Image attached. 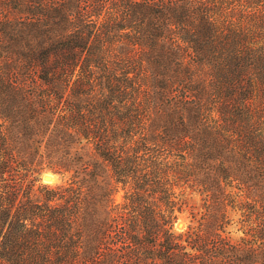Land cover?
I'll use <instances>...</instances> for the list:
<instances>
[{"label": "trees", "instance_id": "obj_1", "mask_svg": "<svg viewBox=\"0 0 264 264\" xmlns=\"http://www.w3.org/2000/svg\"><path fill=\"white\" fill-rule=\"evenodd\" d=\"M0 264H264V0H0Z\"/></svg>", "mask_w": 264, "mask_h": 264}, {"label": "rangeland", "instance_id": "obj_2", "mask_svg": "<svg viewBox=\"0 0 264 264\" xmlns=\"http://www.w3.org/2000/svg\"><path fill=\"white\" fill-rule=\"evenodd\" d=\"M46 173H49L51 175V179H46L44 177V174H46ZM39 181L41 183H48L50 185H54V184H56V183H58L60 181V175L47 170V171H44L43 173H41V179ZM121 193H122V190H120L116 194V199L117 200L121 198ZM175 226H176V228H179V229L183 228L184 219L182 217H179L178 220L175 222Z\"/></svg>", "mask_w": 264, "mask_h": 264}, {"label": "water", "instance_id": "obj_3", "mask_svg": "<svg viewBox=\"0 0 264 264\" xmlns=\"http://www.w3.org/2000/svg\"><path fill=\"white\" fill-rule=\"evenodd\" d=\"M44 177H45L46 179H51V175H50L49 173L44 174Z\"/></svg>", "mask_w": 264, "mask_h": 264}]
</instances>
